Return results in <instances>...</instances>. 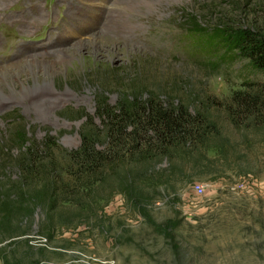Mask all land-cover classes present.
<instances>
[{
    "label": "rangeland",
    "instance_id": "1",
    "mask_svg": "<svg viewBox=\"0 0 264 264\" xmlns=\"http://www.w3.org/2000/svg\"><path fill=\"white\" fill-rule=\"evenodd\" d=\"M48 6L0 0L2 21L20 33L12 41L41 32L49 15V32L79 34L62 35L69 46L0 56V69L30 58L67 63L54 87L0 99V264H264V110H230L234 90L264 82L235 42L240 27L264 35V0ZM155 94L198 106L215 130L152 174L123 161L83 172V134L106 145L103 106L117 112Z\"/></svg>",
    "mask_w": 264,
    "mask_h": 264
},
{
    "label": "trees",
    "instance_id": "2",
    "mask_svg": "<svg viewBox=\"0 0 264 264\" xmlns=\"http://www.w3.org/2000/svg\"><path fill=\"white\" fill-rule=\"evenodd\" d=\"M239 29L235 42L252 57L256 66L264 70V35L252 28ZM231 97L233 115L235 109L246 117L262 114L264 82L255 85L247 82L246 87L234 90ZM182 101L163 102L162 97L155 94L149 95L146 101L137 100L134 104L124 102L117 112L112 107L103 106L109 118L106 145L104 148L98 146L102 144L101 136L92 135L90 138L83 134L76 156L77 163L82 165L81 170L95 171L102 168L105 161L112 165L114 161H123L130 164L133 171L136 169L137 175L145 172L152 174L157 170L159 161L178 158L180 146L196 148L204 143L202 130L213 133L215 122L209 120L198 106L191 108L190 104ZM116 166L115 163L113 167Z\"/></svg>",
    "mask_w": 264,
    "mask_h": 264
},
{
    "label": "bare ground",
    "instance_id": "3",
    "mask_svg": "<svg viewBox=\"0 0 264 264\" xmlns=\"http://www.w3.org/2000/svg\"><path fill=\"white\" fill-rule=\"evenodd\" d=\"M60 51L61 50H56L55 52L58 53ZM80 58L81 55H76L74 56L73 59H80ZM66 64L67 63L61 62L59 66H56L55 63L39 62L36 61V58H30L27 59L25 62H19L16 63L15 65L6 67L4 69L1 68L0 69V99H4L8 97L11 98V96H17L15 97L17 98V100L19 99L28 100V98L33 93H37L38 90H41L42 88L45 87H49V88L54 87L55 77L57 75L67 74L66 73L67 70H65ZM4 87H7L8 93L3 91ZM59 100H61V98H57V101ZM63 101H65V99H63ZM53 102H55V100L54 101L50 99L44 100V103L47 106L48 110H52V107H54ZM44 111L45 110L43 109L42 112ZM46 114H48L47 117L50 116L49 111H47Z\"/></svg>",
    "mask_w": 264,
    "mask_h": 264
},
{
    "label": "built area",
    "instance_id": "4",
    "mask_svg": "<svg viewBox=\"0 0 264 264\" xmlns=\"http://www.w3.org/2000/svg\"><path fill=\"white\" fill-rule=\"evenodd\" d=\"M194 189H195V191L198 192V193H202V192H203V186H202L201 184H199V183H196V184L194 185Z\"/></svg>",
    "mask_w": 264,
    "mask_h": 264
}]
</instances>
